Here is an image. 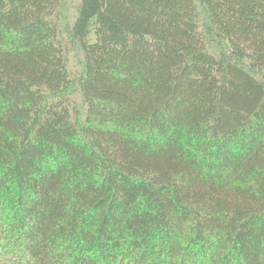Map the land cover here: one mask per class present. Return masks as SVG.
I'll list each match as a JSON object with an SVG mask.
<instances>
[{
  "label": "trees",
  "instance_id": "16d2710c",
  "mask_svg": "<svg viewBox=\"0 0 264 264\" xmlns=\"http://www.w3.org/2000/svg\"><path fill=\"white\" fill-rule=\"evenodd\" d=\"M0 264H264V0H0Z\"/></svg>",
  "mask_w": 264,
  "mask_h": 264
},
{
  "label": "rangeland",
  "instance_id": "374dc122",
  "mask_svg": "<svg viewBox=\"0 0 264 264\" xmlns=\"http://www.w3.org/2000/svg\"><path fill=\"white\" fill-rule=\"evenodd\" d=\"M77 56H79L78 53H77ZM69 59H70V64L72 66V72L71 73H74V72H76V69L78 70V68H79V62H78L76 56H74L72 53H70ZM74 97H75V95H74Z\"/></svg>",
  "mask_w": 264,
  "mask_h": 264
}]
</instances>
